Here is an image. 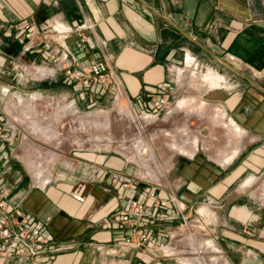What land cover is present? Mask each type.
<instances>
[{"label":"crops","instance_id":"obj_1","mask_svg":"<svg viewBox=\"0 0 264 264\" xmlns=\"http://www.w3.org/2000/svg\"><path fill=\"white\" fill-rule=\"evenodd\" d=\"M253 3L247 0L244 7L240 0H0V80L6 82L0 83V190L9 207L21 204L31 212L49 240L39 256L0 255V264H264V213H256L260 208L264 212V129L252 133L258 125L264 127V0L262 7ZM27 23L47 29L54 24H89L84 33L104 43L124 98L135 111L156 110L153 101L159 97L173 106L172 114L154 123L155 129L183 112L182 127L169 129L175 135H168V141L179 138L185 151L172 144L177 154L166 162L162 176L152 171L150 178L161 176L159 200L169 197L171 189L184 203L188 224L180 226L173 202L161 205L146 194L142 201L149 215L139 224L158 244L176 246L184 261L126 242L131 228L122 223L121 213L134 192L112 178L116 172L137 176L146 173V167L122 150L125 141L119 144L123 147L113 148L114 140L107 144L104 139L110 132L92 135L87 125L93 123L81 118L91 115L88 109L98 102L105 106L113 93L98 84L66 82L51 52L41 45L25 50ZM66 42L78 57L77 65L101 58L100 49L90 48L77 32ZM189 55L191 65L185 60ZM33 67L48 79L38 88L52 99L44 104L42 115L31 120L28 114L19 115L27 111L24 96L8 92L12 87L26 95L25 81L34 74ZM219 78L226 79L219 84ZM180 101L204 102L203 110H193L201 113L212 104L223 113L230 111L235 126L239 122L252 134L247 143L257 145L242 146L238 152L242 130L238 135L231 132L229 149L216 159L195 152L197 137L189 127L192 111L178 106ZM63 126L68 127L65 135ZM183 128L187 132L181 133ZM248 171L256 179L262 175L261 192L251 178L240 182ZM202 208L208 214L203 213L202 224L196 225L194 210Z\"/></svg>","mask_w":264,"mask_h":264},{"label":"built area","instance_id":"obj_2","mask_svg":"<svg viewBox=\"0 0 264 264\" xmlns=\"http://www.w3.org/2000/svg\"><path fill=\"white\" fill-rule=\"evenodd\" d=\"M86 26L90 27L89 24L76 26L54 24L51 29H47L27 23L24 26L23 32L24 49L30 50L36 45H41L44 49L51 52L55 62L62 69L63 79L66 82H74L80 85L98 84L105 86L112 91V97L115 100H124L130 106L128 100L124 98L115 72L110 67L109 57L104 52V43L99 40H91L83 31V27ZM73 32H77L81 40L86 42L90 48H99L101 58L88 64L77 65L78 57L66 42V39ZM185 60L187 64L188 56ZM191 62H193V59ZM153 105L157 108L156 110L142 109L139 111L141 116L148 115L157 119L163 110L170 108L166 105V100L162 97L155 98ZM137 116L140 117V114H137ZM1 137L2 129L0 128ZM112 180L114 182H120L124 190H132L134 192V197L129 206L121 213L122 223L131 228L126 242L142 250L152 248L153 252L160 253L164 257L175 256L180 261H183L177 254L176 246L171 244H158L157 238L152 236L149 231L139 224L142 218L149 215V208L142 201L144 194H146L148 198L158 200V203L161 205H165L169 200L173 202L178 208V216L181 219L180 226H187L189 215L185 212L186 206L173 193L170 187H168L169 184L166 186L170 189L169 197L165 200H159L157 188L162 186V182L152 180L144 172H141L137 176H127L125 173L116 172ZM194 212L197 215L195 224H202V213H199L198 209H195ZM0 240L3 243V247L0 248V255L7 257H13L15 255L39 256L42 252L46 251L49 243V240L44 234L43 227L34 222L31 212L21 204L9 207L6 195L1 190Z\"/></svg>","mask_w":264,"mask_h":264},{"label":"rangeland","instance_id":"obj_3","mask_svg":"<svg viewBox=\"0 0 264 264\" xmlns=\"http://www.w3.org/2000/svg\"><path fill=\"white\" fill-rule=\"evenodd\" d=\"M261 2L262 0H254V3L252 5H255L256 7H262L263 3ZM246 3H247V0H240V5L245 7ZM35 69H36L35 67L31 69V71L34 74L31 76L30 79L25 81V84H26L25 94L26 95H23L24 94L23 90L17 89V88L14 89L12 87L9 88V92H8V94H10L13 91H15L21 94L20 97L24 96V99L22 100H23V103L27 104L26 105L27 111L26 112L20 111L19 115H21L22 113L28 114L31 120L33 117H36V119H38V117L41 116L42 112L44 111V107H43L44 104L51 102V99H52L50 98L51 97L50 95H45V92L43 90H39L38 87L40 86V84L45 82L48 79L37 75L35 73L36 71ZM205 73L207 74V72ZM213 73L221 76V74L218 72H213ZM222 75L224 76V74ZM6 76L7 75H5L4 79H6ZM223 79L225 80L226 78H223ZM259 82L260 84H262V81L259 80ZM0 83H6V82L5 80L1 79ZM206 83H207V80H206ZM3 100L6 101V95L3 96ZM118 101H120V103L124 106L123 108L119 107ZM186 102L188 103L189 101H186ZM104 105L105 106L103 105L101 106V104H99L98 102L97 104H95V106L88 109V111L90 110V113H91V115L90 114L88 115H90L91 117L84 114L87 112L86 110L81 112L84 114L81 117L82 120H85V121L91 120V122L93 123L92 125L90 123H88L87 125L90 134L102 135L101 133L106 134L110 132L111 136H106L107 138L105 137L106 139L105 138L104 139L106 140L105 142L107 144H109L110 142L114 140V143L112 146L113 148L123 147L121 145L119 146V144L121 141H125L126 148L123 147L122 150L124 152L127 151V154L129 156L135 155V159H136L135 161H138L142 166H144V168L146 167L151 172L153 171L157 174L158 170L155 165V161L159 160L161 162L162 168L164 170L167 169L166 162H168L169 158L172 156L173 153L175 154L178 151L176 149H173L171 141H168L169 136L168 134L164 132V130L165 129L173 130L177 124L179 127H182L181 124L183 121L181 118V114H183V112H179L174 117H172L168 122L164 121L165 125H160V128L155 129L156 125H154V123L157 120H161L163 118L165 119L167 112L169 110H170L169 112H171L170 114H172V109L174 108L173 106H170L169 109L163 110L160 113V115H158V119L150 118V120L144 125L140 123L139 121L140 117L137 116V114H140L141 116V113H139V111L138 112L134 111L130 106L126 104L124 100H121V99L115 100L113 97H111L110 99H108V101H105ZM217 106H218L217 104H212L210 105V107L207 106L208 108L205 111H203V113H201V111L192 110V112H190L191 118L189 120L190 121L189 127L192 129L194 135L197 137L198 145H197V149L195 152L203 151L207 155H209L211 158H214V159L221 156L222 150L229 149L228 148L230 147L229 139L232 135L231 133L232 131L229 126H230V123L234 121V118L232 117L231 112L226 111V110H224L225 111L224 117H214L213 109ZM181 108H184V107H181ZM251 115H248L247 117L250 118ZM237 123L241 126V130L245 132L244 135L241 137L242 142L239 145L238 152L239 150H241L242 146L249 148V146L251 145L252 146L257 145L256 142L250 143V144L247 143L248 142L247 136L248 135L251 136L252 134L251 133L247 134V131L245 130V128L239 122ZM251 128H254V125ZM67 129H68L67 126H63V128H61L60 131L63 133V135H65L67 132L66 131ZM263 129L264 127H262V125L261 126L258 125L256 129H252V133L256 135L257 133H260V131H262ZM172 130H169V131H172ZM232 140H233L232 145H235V143L237 142V138L235 139L233 138ZM177 142H180L179 138L177 139ZM178 145H183V144L178 143ZM42 146L43 145H41V148ZM145 149H147V153L146 152L143 153ZM146 155H148V157H151V159H153L154 162L153 160H151V162L149 163L147 162V164L143 163L141 159L145 158ZM30 161H35L34 167H36L37 159H33ZM58 161H60V159ZM258 169L263 170V168L261 167H259ZM253 176L255 179L253 178ZM244 178L246 179L251 178L253 179L254 182L259 183L258 185H255L256 188L258 187L260 188L262 185V175L260 174L257 175V179H256V175L248 171L247 173L242 175L240 182H243ZM160 179L161 177H159L157 180H160ZM261 191L262 190L260 188L258 193ZM243 198L244 200L246 199L245 196ZM204 209L206 210V208ZM204 209H200L199 213L203 214V213L208 212L207 210L205 211ZM256 213H260V215H263L264 212L260 208V209H257Z\"/></svg>","mask_w":264,"mask_h":264},{"label":"bare ground","instance_id":"obj_4","mask_svg":"<svg viewBox=\"0 0 264 264\" xmlns=\"http://www.w3.org/2000/svg\"><path fill=\"white\" fill-rule=\"evenodd\" d=\"M191 56L189 55V57H188V65H191ZM217 81L219 82V84H221L222 82H223V78H219V79H217ZM214 83H215V81H213ZM192 100V99H191ZM186 101H180L179 102V105L178 106H181V107H184V108H187V110H190V111H192V110H195V109H197V110H203L204 108H205V104H204V102L203 103H199V104H195V105H193V104H191V101H189L188 103L186 102ZM195 103H196V101H195ZM118 105H119V107L120 108H123L124 106L120 103V101H118ZM224 115H225V113H223V110L220 108V107H217V109L215 110L214 109V111H213V116H216V117H218V116H223L224 117ZM150 118H152V119H154L152 116H148V115H144V116H140V119H139V121H140V123H142V124H144L145 125V123H147L149 120H150ZM237 123V122H236ZM231 131H232V133H233V135H238V134H241V127L240 126H235V122L234 121H232L231 123ZM34 129V128H33ZM32 130V129H31ZM38 132V131H37ZM164 132L166 133V134H168V135H175V134H173L171 131H169V130H164ZM183 132H187V128H183V130L181 131V133H183ZM40 134V133H39ZM47 135V134H46ZM45 136V135H44ZM46 139V138H45ZM106 139V138H105ZM197 139V138H196ZM106 141V140H105ZM109 141V140H108ZM111 141V140H110ZM173 144V146H174V148H178V149H180L179 150V152H183V151H185V147H184V145H178V143L177 142H173L172 143ZM111 145V144H110ZM141 145V144H140ZM236 145V144H235ZM55 147V146H54ZM141 147V146H140ZM236 147V146H235ZM29 149V148H28ZM27 149V150H28ZM140 149V148H139ZM142 150V149H141ZM140 151V150H139ZM144 152H146L147 153V149H145L144 151H143V153ZM54 153V152H53ZM152 154V153H151ZM47 155V154H46ZM139 155V154H138ZM157 156V155H156ZM153 158V157H152ZM233 158V157H232ZM155 159V158H154ZM142 160V162L143 163H146L147 164V162L149 163V162H151V160H153V159H151V157H148V155H146L145 156V158H142L141 159ZM49 162V161H48ZM47 162V163H48ZM153 162H154V160H153ZM38 165H39V163H38ZM155 165H156V167H157V170L159 171V173H160V175L162 176V174H163V168H162V166H161V162L159 161V160H156L155 161ZM41 169H42V167H41ZM154 169V168H153ZM145 175L146 176H149V178H150V176L152 175V172L150 171V170H148L147 168H146V173H145ZM159 175V174H158ZM159 175V176H160ZM160 176V177H161ZM156 178H157V175H156ZM47 179V178H46ZM44 180V179H43ZM42 180V181H43ZM167 181V180H166ZM202 209H204V208H202ZM205 210V209H204ZM206 211V210H205ZM208 214V213H207ZM209 242V241H208ZM207 245V244H206ZM214 247V246H213ZM201 248V247H200ZM206 251V250H205ZM220 258V257H219ZM213 259V258H212ZM184 261V260H183ZM192 262V261H191ZM216 262V261H215Z\"/></svg>","mask_w":264,"mask_h":264}]
</instances>
